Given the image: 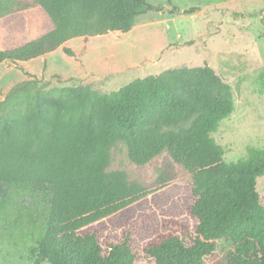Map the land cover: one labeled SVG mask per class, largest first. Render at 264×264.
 <instances>
[{"label":"trees","instance_id":"16d2710c","mask_svg":"<svg viewBox=\"0 0 264 264\" xmlns=\"http://www.w3.org/2000/svg\"><path fill=\"white\" fill-rule=\"evenodd\" d=\"M36 8L52 28L0 49V65L60 47L75 58L67 41L127 33L153 5L0 0V19ZM233 111L230 87L208 64L136 78L110 93L18 82L0 100V242L34 241L35 264H222L225 238L218 235L246 226L238 249L252 251L250 264H264V214L244 208L246 201L255 210L264 204V147H249L246 159L229 164L212 136ZM116 141L127 143L137 165L164 151L171 160L154 182L130 181L123 170L107 171ZM174 162L192 182L176 184Z\"/></svg>","mask_w":264,"mask_h":264},{"label":"rangeland","instance_id":"374dc122","mask_svg":"<svg viewBox=\"0 0 264 264\" xmlns=\"http://www.w3.org/2000/svg\"><path fill=\"white\" fill-rule=\"evenodd\" d=\"M153 9L140 15L127 33L77 37L64 46L75 52L67 57L63 48L44 60L22 64L6 61L0 65V100L18 82L36 78L46 89L89 85L100 93L118 90L132 80L167 69L208 64L227 84L234 100L233 113L223 119L212 136L223 148L229 164L246 159L248 148L264 147V0H148ZM181 10L197 7L192 14L172 15L171 6ZM52 28L49 17L38 8L0 19V49L17 46ZM25 65V64H24ZM23 65V66H24ZM27 65V64H26ZM25 68V67H24ZM107 171L123 170L130 181L149 184L157 180L164 151L149 163L137 165L128 156L124 141L110 147ZM176 184L192 182V175L174 162ZM264 193V184L259 187ZM245 202V210L264 214ZM246 226L223 229L222 264H250L252 251L241 255L237 241ZM5 239L8 235H3ZM0 242V264H35L29 248L34 241L11 238Z\"/></svg>","mask_w":264,"mask_h":264},{"label":"crops","instance_id":"0c3cea01","mask_svg":"<svg viewBox=\"0 0 264 264\" xmlns=\"http://www.w3.org/2000/svg\"><path fill=\"white\" fill-rule=\"evenodd\" d=\"M70 41V40H69ZM68 42V41H67ZM66 42V43H67ZM60 48H62V47H60ZM59 49V48H58ZM50 54H52V52L51 53H48V54H45V55H43V56H40V57H38V58H35V59H32V60H30V61H27V62H19L18 63V65L19 64H22V65H20V66H22V68L23 69H25V71H27L28 70V64H30L29 62H37V61H35V60H38V61H41V60H44L46 57H48ZM25 64V65H24ZM27 64V65H26ZM24 65V66H23ZM25 67V68H24Z\"/></svg>","mask_w":264,"mask_h":264}]
</instances>
